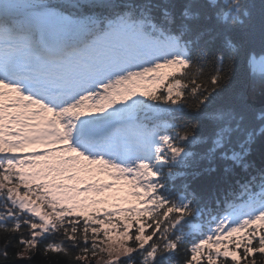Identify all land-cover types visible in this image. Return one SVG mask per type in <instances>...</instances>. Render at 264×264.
<instances>
[{"label": "snow or ice", "instance_id": "obj_1", "mask_svg": "<svg viewBox=\"0 0 264 264\" xmlns=\"http://www.w3.org/2000/svg\"><path fill=\"white\" fill-rule=\"evenodd\" d=\"M0 235V264H264V0H0Z\"/></svg>", "mask_w": 264, "mask_h": 264}, {"label": "trees", "instance_id": "obj_2", "mask_svg": "<svg viewBox=\"0 0 264 264\" xmlns=\"http://www.w3.org/2000/svg\"><path fill=\"white\" fill-rule=\"evenodd\" d=\"M0 247H2V235H0ZM9 252L11 255L12 249H10ZM96 259H99V257H97ZM29 261L31 264H57L56 257L45 258L39 254H37L32 260ZM85 264H88V262H85ZM90 264H96V260L95 259L91 260ZM257 264H261L259 255L257 256Z\"/></svg>", "mask_w": 264, "mask_h": 264}, {"label": "water", "instance_id": "obj_3", "mask_svg": "<svg viewBox=\"0 0 264 264\" xmlns=\"http://www.w3.org/2000/svg\"><path fill=\"white\" fill-rule=\"evenodd\" d=\"M8 264H31L29 260H15V261H10Z\"/></svg>", "mask_w": 264, "mask_h": 264}, {"label": "rangeland", "instance_id": "obj_4", "mask_svg": "<svg viewBox=\"0 0 264 264\" xmlns=\"http://www.w3.org/2000/svg\"><path fill=\"white\" fill-rule=\"evenodd\" d=\"M261 102V97L259 96V94L257 93L256 97H255V103L256 105H260Z\"/></svg>", "mask_w": 264, "mask_h": 264}]
</instances>
